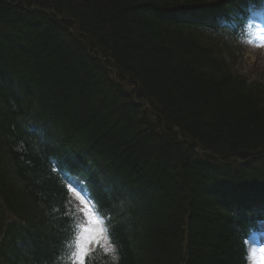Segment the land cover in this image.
<instances>
[{
	"label": "trees",
	"instance_id": "16d2710c",
	"mask_svg": "<svg viewBox=\"0 0 264 264\" xmlns=\"http://www.w3.org/2000/svg\"><path fill=\"white\" fill-rule=\"evenodd\" d=\"M247 1L0 0V264H70L81 168L117 256L89 264H245L264 83L219 16Z\"/></svg>",
	"mask_w": 264,
	"mask_h": 264
},
{
	"label": "rangeland",
	"instance_id": "374dc122",
	"mask_svg": "<svg viewBox=\"0 0 264 264\" xmlns=\"http://www.w3.org/2000/svg\"><path fill=\"white\" fill-rule=\"evenodd\" d=\"M259 31L261 32L257 33L255 41L253 43L254 45L253 48L247 51L245 58H243L245 59V61H243L242 63H238L236 65V69L238 70L240 75H244L246 78L264 80V24H261L258 27L257 32ZM102 90H104V88ZM92 230H94L97 233V235H99L100 230L97 224L95 223V221H93ZM94 240L95 237L90 235H88L83 240H81L80 242H81L82 251L88 250V248H90L92 244L95 242ZM263 240H264V236H260L259 241H263ZM249 249H250V245H249ZM259 255L260 254L258 251L256 252L253 251L252 256H254V262L257 261L256 262L257 264H261L259 260L260 258Z\"/></svg>",
	"mask_w": 264,
	"mask_h": 264
},
{
	"label": "snow or ice",
	"instance_id": "6c2138e0",
	"mask_svg": "<svg viewBox=\"0 0 264 264\" xmlns=\"http://www.w3.org/2000/svg\"><path fill=\"white\" fill-rule=\"evenodd\" d=\"M88 205H85V207H87ZM98 207V205H97ZM82 252V249H78V251L76 253H74V255H80V253ZM77 264H87V258H83V259H80Z\"/></svg>",
	"mask_w": 264,
	"mask_h": 264
}]
</instances>
